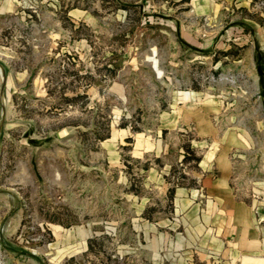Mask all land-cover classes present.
I'll return each mask as SVG.
<instances>
[{"label":"rangeland","instance_id":"374dc122","mask_svg":"<svg viewBox=\"0 0 264 264\" xmlns=\"http://www.w3.org/2000/svg\"><path fill=\"white\" fill-rule=\"evenodd\" d=\"M221 1L0 0V264L197 256L201 209L168 190L222 149L264 199V0Z\"/></svg>","mask_w":264,"mask_h":264},{"label":"crops","instance_id":"0c3cea01","mask_svg":"<svg viewBox=\"0 0 264 264\" xmlns=\"http://www.w3.org/2000/svg\"><path fill=\"white\" fill-rule=\"evenodd\" d=\"M191 1L206 9L217 5L216 0ZM237 1L233 0L232 4L237 6L240 4ZM178 36L184 44L195 46L189 40L191 34L178 32ZM253 49L255 57L257 53L262 54L257 46ZM139 142L138 139L136 145ZM225 151L222 149L214 155L211 166L215 175H211L209 166L205 170L201 169L206 173L199 180V188L195 186V189L187 191L186 188L178 187L173 190L177 205L183 202L185 196H189L190 209H201V219L197 217V222H200L196 226L202 232L200 247H197L198 255L193 257V253H189L192 251L187 249L190 246L188 241L178 242L174 249L182 251L177 264H264V199H252L251 202L235 199L227 184L228 161ZM136 153H139L137 156L142 154L141 151ZM197 164L199 167L201 164L204 166L205 159L199 158Z\"/></svg>","mask_w":264,"mask_h":264},{"label":"trees","instance_id":"16d2710c","mask_svg":"<svg viewBox=\"0 0 264 264\" xmlns=\"http://www.w3.org/2000/svg\"><path fill=\"white\" fill-rule=\"evenodd\" d=\"M259 80H260V82H264V77L263 76H260L259 77ZM260 86H261V89H262V100L264 101V93H263V84H260ZM260 93H261V91H260ZM264 116V115H263ZM195 159L198 161V157H195ZM172 192H173V189L172 188H170L169 190H168V196L169 197H171L172 196ZM149 217H147V219H148ZM88 246H89V248H90V246H91V239L88 241Z\"/></svg>","mask_w":264,"mask_h":264}]
</instances>
